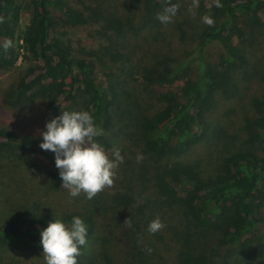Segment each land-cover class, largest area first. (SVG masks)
Segmentation results:
<instances>
[{
	"label": "trees",
	"instance_id": "16d2710c",
	"mask_svg": "<svg viewBox=\"0 0 264 264\" xmlns=\"http://www.w3.org/2000/svg\"><path fill=\"white\" fill-rule=\"evenodd\" d=\"M31 1L33 15L22 32L21 40L35 62L19 77L14 90L15 101L26 104L42 99L51 110L56 111L65 102H75L81 97L82 110L89 111L105 133L111 122L119 132L131 123L137 128L133 132L136 140L145 141V151L157 154H142L143 159L138 162V154L121 152L125 159L117 170L115 182L127 185L137 181L141 187L140 196L133 188L121 189L108 199H102L103 196L87 199L84 210L65 212L60 216H40L33 207L21 204V211L15 208L0 221V245L42 250L41 231L50 222L60 219L69 223L72 217L79 216L88 228L87 241L100 239L97 255L106 264H115L113 257L121 255L123 250L119 251L120 246L113 236L96 237L99 217H102L105 225H110L113 231L118 229L120 241L128 246L126 255L129 264H137L139 242L147 238L149 223L164 207L163 210H173V220L170 226H167V220L163 222L166 225L162 229L165 232L162 237L172 236L171 242L181 243L176 257L178 264H218L206 250L193 245L194 233L198 230L216 231L220 234L222 245L240 244L246 249L252 248L257 242V231L264 213V154H257L250 148L228 152L220 163V171L211 178H204L195 165L170 167L162 164L160 153L171 144L175 152H184L199 141L195 127H200L203 109L216 85L223 83L224 77L206 58V49L220 47L218 63L228 69L245 63L249 54L248 41L255 46L264 35V0H220L222 7H217L215 0H210L209 5L198 8L215 21L213 26L204 25L194 35L196 46L193 54L198 60V76L186 79L178 91L162 92L161 98L166 101V106L152 114H144L135 99L132 102L126 99V105H121L119 86L110 80L98 81L93 62L75 55L66 43L51 34L54 9L74 24L79 23L81 18L77 9L63 0ZM170 3H176V0H170ZM168 4L169 0H135L130 11V6L124 3L128 12L119 17L114 15L111 20L113 25L116 21L114 27L118 32L124 31L127 23L133 24L132 31L143 32L154 22H160L157 14ZM23 5L24 0H0V18H3V23H0V70L14 67L19 60L13 47L4 51L3 43L9 39L14 41ZM190 17L192 20L199 19V14L192 9ZM152 44L150 51L153 58L151 63H145L149 67H145L146 71L141 74L148 84L154 79L158 82L159 78L175 79L180 70L191 67L194 61L190 52L174 50L157 40ZM198 111L202 112L200 116ZM254 126L257 140L264 150V117L255 118ZM14 139L10 132L0 128V152L16 147L46 153L35 138L27 136L18 142ZM44 155L50 159L53 157V154ZM52 175L53 185L63 183L59 170ZM171 177L183 181L184 192L180 193L173 186L174 179ZM149 188L154 192L146 194ZM157 194L160 199L155 197ZM127 218L131 220L132 227L124 224ZM168 249L172 247L168 246ZM259 264H264V260H260Z\"/></svg>",
	"mask_w": 264,
	"mask_h": 264
},
{
	"label": "rangeland",
	"instance_id": "374dc122",
	"mask_svg": "<svg viewBox=\"0 0 264 264\" xmlns=\"http://www.w3.org/2000/svg\"><path fill=\"white\" fill-rule=\"evenodd\" d=\"M63 1L79 11L80 21L74 24L65 19L59 10L54 9L51 34L66 43L75 55L91 60L98 81L110 80L119 86L118 90L122 92L121 105H126V99H129V102L135 99L144 114H152L166 106V101L161 98L162 92L178 91L186 79L198 76V60L193 54L196 46L194 35L206 25L201 20L205 13L200 12L198 8L205 4L209 5L210 0H199V6L196 8H192L193 0H176L174 4L178 5L179 11L172 23L154 22L153 26L146 27L139 33L132 31L134 26L131 23H127L124 31L118 32L114 27L116 21L113 25L111 20L114 15L119 17L120 14L128 12L124 3H127L132 11L135 0ZM31 2L24 0L18 30L14 36L13 48L19 55V60L14 67L0 70V128L10 132L17 142L28 136L41 143L43 141L41 133L46 130V123L61 115L63 111L82 110L83 99L80 97L75 102H65L56 111L51 110L42 99L26 104L15 101L14 90L19 77L35 62L21 40L22 32L33 15L34 8ZM190 8L197 11L199 19L192 20ZM156 40L164 42L174 50L192 53L194 61L190 64L191 67L180 70L175 79L159 78L158 82L154 79L148 84V80L143 79L141 74L146 71L145 67H149L145 63H151L153 54L150 47ZM249 44L250 40L247 61L234 69H228L218 63L220 47L211 46L206 49V58L218 73L224 75L223 83L216 85L205 106L206 109L205 107L203 109V115L202 112H197L198 116H202L200 127H195L198 130L199 141L184 152H175L171 144L160 153L163 156L162 164L170 167L178 164L195 165L204 178H211L220 171V163L228 152L250 148L257 154H264L254 126L255 118L264 117V35H261L259 43L255 46L253 43ZM125 126L119 132L118 127L111 122L105 137L98 141L108 150L119 147L122 154H157L146 152L145 141L136 140L133 135L136 128L134 125L129 123L127 128ZM45 152L44 154H53L52 159L41 152L16 147L0 152V221L15 208L21 211V204L33 207L40 216L47 214L60 216L65 212L82 211L86 208L87 198L84 193L71 197L69 191L62 187L63 183L59 185L51 183L52 172L55 173L59 169L55 166V153L46 150ZM172 179L173 186L180 193L184 192L183 181ZM127 188H133L136 195H141V187L137 181L127 185L116 181L113 187L105 188L96 196L108 199L117 190ZM145 192L149 194L154 190L149 188ZM155 197L160 199L158 194ZM163 208L155 217H159L162 222L167 220V226H170L173 210ZM99 218L96 237L113 236L116 244L120 246L119 251L123 250L121 255L113 257V262L129 264L126 255L128 246H124L120 241L118 229L113 231L110 225H105L102 217ZM158 232L148 233L147 238L139 242L140 257L137 264H178L176 257L181 243L171 242L172 236L162 237L165 234L162 230ZM194 236L193 245L197 249L206 250L218 264H259L260 260H264V213L257 231V242L250 249L240 244H220V234L216 231L198 230ZM100 243V239L96 238L87 241L81 248L82 255L78 257V264H106L105 260L97 255ZM144 243L146 245L143 247ZM168 246L172 249H168ZM0 264H46V261L43 249L28 250L15 245H0Z\"/></svg>",
	"mask_w": 264,
	"mask_h": 264
},
{
	"label": "clouds",
	"instance_id": "9594fccd",
	"mask_svg": "<svg viewBox=\"0 0 264 264\" xmlns=\"http://www.w3.org/2000/svg\"><path fill=\"white\" fill-rule=\"evenodd\" d=\"M215 3L217 7H222L220 0H215ZM198 6L199 0H193L192 8ZM178 11V5L171 4L169 0L168 6L157 14V19L162 24L172 23ZM201 20L208 26L215 23L213 17L207 14ZM0 23H3V18H0ZM11 47V39L3 43L4 51ZM45 128L41 133L43 141L40 147L55 153V166L59 169L62 187L69 191L71 197L84 193L91 200L105 188L114 186L117 170L125 158L119 147L108 150L98 141L106 133L89 111H63L48 121ZM142 159V155L138 154L137 161ZM124 224L132 227L129 218ZM164 227L161 219L156 217L149 223L148 231L155 234ZM87 231L86 223L79 216L72 217L69 223L60 219L50 222L41 231L40 239L46 264H78L81 248L87 244Z\"/></svg>",
	"mask_w": 264,
	"mask_h": 264
}]
</instances>
